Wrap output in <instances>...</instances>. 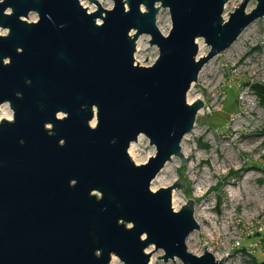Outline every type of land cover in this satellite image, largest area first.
Returning <instances> with one entry per match:
<instances>
[{
  "label": "water",
  "instance_id": "water-1",
  "mask_svg": "<svg viewBox=\"0 0 264 264\" xmlns=\"http://www.w3.org/2000/svg\"><path fill=\"white\" fill-rule=\"evenodd\" d=\"M88 1L93 13L79 0L0 2V107L12 112L0 122V264H149L154 251L163 263L223 264L205 246L200 257L187 250L194 203L171 207L183 181L150 187L172 159L186 164L181 143L203 109L187 93L264 21V0H243L227 20V0ZM141 36L158 52L147 68L134 60ZM140 137L155 155L137 166L128 150Z\"/></svg>",
  "mask_w": 264,
  "mask_h": 264
},
{
  "label": "rangeland",
  "instance_id": "rangeland-1",
  "mask_svg": "<svg viewBox=\"0 0 264 264\" xmlns=\"http://www.w3.org/2000/svg\"><path fill=\"white\" fill-rule=\"evenodd\" d=\"M94 1L105 10L113 6L111 0ZM242 1L227 0L223 19L227 20ZM79 2L95 11L88 0ZM255 6L254 1L250 2L246 13ZM36 21L37 16L30 14L27 22ZM158 21L166 36L171 29L167 10L160 9L157 28ZM263 30L264 21L258 20L232 48L203 67L201 79L186 96L188 104L197 100L203 103V114L196 116L193 130L181 143L182 154L188 151L186 164L181 166L174 158L161 176L168 185L164 188L178 179L185 185L183 190H174L179 195L176 212L188 201L196 207L199 231L190 235L188 244L187 239L188 252L200 257L205 246L216 260L223 259V264H259L264 260V102L251 90L253 85L264 87V54L259 48ZM137 42L142 52L137 53ZM137 42L135 63L150 67L158 56L156 48L149 46L147 36L139 37ZM197 46L198 58L205 57L209 49L204 42L197 40ZM4 116L12 119L8 105L0 107V122ZM133 145V155L128 156L137 166L155 155L144 137ZM150 189L156 192L163 188L152 182ZM152 251L150 247L145 252ZM161 256L160 251L152 252L149 264H181L178 260L163 263L157 259ZM114 264L121 263L115 259Z\"/></svg>",
  "mask_w": 264,
  "mask_h": 264
},
{
  "label": "bare ground",
  "instance_id": "bare-ground-1",
  "mask_svg": "<svg viewBox=\"0 0 264 264\" xmlns=\"http://www.w3.org/2000/svg\"><path fill=\"white\" fill-rule=\"evenodd\" d=\"M82 5H84V4H82ZM86 8V10H89V13H93L94 11L92 10V9H90L89 7H85ZM157 25H158V30H159V32L162 34V33H164V30H163V28L161 27V22H157ZM199 51H201V47H199ZM139 52H142V49H141V44H140V42H137V53H139ZM201 57H203V56H201ZM201 77H202V72H200V74H199V77H198V79L200 80L201 79ZM203 114V111L201 110L200 112H198V114H197V116H200V115H202ZM4 120H6V121H10V118L9 117H7V116H4V118H3ZM133 149H134V145L132 144L131 146H130V149L128 150V155L130 156V157H132V155H133ZM188 154V151L186 152V151H183V157L185 158L186 157V155ZM165 169L155 178V180L153 181V184H155V185H158V186H160L161 188H164L165 186H168L167 184H166V179H163L161 176H162V174H164L165 173ZM189 171L191 172L192 171V169H189ZM194 182V181H193ZM171 201H172V207H173V210L175 211L176 210V204H178L179 203V195H178V193L176 192V191H173L172 192V194H171ZM194 211H195V221H196V219H197V215H196V207H194ZM176 212V211H175ZM197 222V221H196ZM198 223V222H197ZM190 242V238L188 239V241H187V244ZM114 262H115V258H112V261H111V263L110 264H114Z\"/></svg>",
  "mask_w": 264,
  "mask_h": 264
},
{
  "label": "built area",
  "instance_id": "built-area-1",
  "mask_svg": "<svg viewBox=\"0 0 264 264\" xmlns=\"http://www.w3.org/2000/svg\"><path fill=\"white\" fill-rule=\"evenodd\" d=\"M257 22V21H256ZM255 23V22H254ZM253 23V24H254ZM252 24V25H253ZM252 25H250L240 36H239V38L237 39V41L234 43V45L244 36V35H246V32L247 31H249V29L252 27ZM233 45V46H234ZM232 46V47H233ZM231 47V48H232ZM259 48H260V50H261V52L264 54V30L261 32V35H260V41H259Z\"/></svg>",
  "mask_w": 264,
  "mask_h": 264
},
{
  "label": "trees",
  "instance_id": "trees-1",
  "mask_svg": "<svg viewBox=\"0 0 264 264\" xmlns=\"http://www.w3.org/2000/svg\"><path fill=\"white\" fill-rule=\"evenodd\" d=\"M251 90L254 91V94L258 96V98L261 100V102H264V87L253 85L251 87ZM259 264H264V260L260 262Z\"/></svg>",
  "mask_w": 264,
  "mask_h": 264
},
{
  "label": "clouds",
  "instance_id": "clouds-1",
  "mask_svg": "<svg viewBox=\"0 0 264 264\" xmlns=\"http://www.w3.org/2000/svg\"><path fill=\"white\" fill-rule=\"evenodd\" d=\"M8 11L11 12V9H9ZM0 34H6V30L4 32H0Z\"/></svg>",
  "mask_w": 264,
  "mask_h": 264
}]
</instances>
